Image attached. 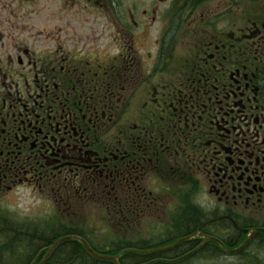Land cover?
I'll list each match as a JSON object with an SVG mask.
<instances>
[{"label":"flooded vegetation","instance_id":"flooded-vegetation-1","mask_svg":"<svg viewBox=\"0 0 264 264\" xmlns=\"http://www.w3.org/2000/svg\"><path fill=\"white\" fill-rule=\"evenodd\" d=\"M1 59L22 83L0 94V193L46 194L71 229L4 216L0 264H264V0H0L6 81ZM89 203L146 231L92 240ZM70 236L116 263L48 253Z\"/></svg>","mask_w":264,"mask_h":264},{"label":"rangeland","instance_id":"rangeland-1","mask_svg":"<svg viewBox=\"0 0 264 264\" xmlns=\"http://www.w3.org/2000/svg\"><path fill=\"white\" fill-rule=\"evenodd\" d=\"M138 1V7L139 10L141 8H148L151 3L152 0H137ZM47 45V44H46ZM60 50V49H59ZM62 50H69V46L67 47L66 45L62 46ZM2 61V66H6L4 68V72H6V70L8 69V60L6 59H1ZM10 61L12 62L11 64L14 65L13 68L17 67L15 64V58H11ZM143 63H148L145 62L144 59L141 60ZM142 66V65H141ZM145 66V65H143ZM17 69V68H16ZM19 70V69H18ZM12 71V70H11ZM8 72H6V74H3L4 76H6V78H8V80L6 81H2L1 77H0V94L2 91H6V87L7 86H14V84L17 82L18 86H21L22 80H20V77H18L16 75V73H11L12 74V78L8 77ZM23 76V75H22ZM24 77V76H23ZM29 77H32L29 76ZM28 77V78H29ZM13 80V81H12ZM30 83V80H29ZM5 86V88H3V86ZM144 94L142 99H144V95L146 94V90H143ZM141 99V100H142ZM140 103V102H137ZM58 187H54V189H56ZM90 207L89 209L87 208L86 204L83 205V207H85V220H76V221H82L83 226L82 229L79 225H77L76 223L75 226L77 225V229H74V231L80 232L86 236H88L90 239L94 240L95 237V241L100 242L101 240H105V239H109V238H113V240L118 241L120 239V237L122 238L121 240L124 241V244L126 245H133V239L134 238H140L143 235V231L145 230L147 223L146 221H141L139 225L136 226V228H130V229H125V228H121L119 229L120 231L118 232V228H117V224L115 219H113L112 221V230L109 229L108 224L109 223L107 221L106 216H104L102 214V216L100 217L99 215L101 214H97V212H103L104 210L99 207V205H97L96 203H94V206L92 205L93 203H89ZM66 207L63 206V203H58L57 207L53 204L50 203L46 194H43L41 197L40 195H38L37 191H34L33 188L31 187H18L16 189H14L12 192L8 193V194H4L3 192L0 193V233H2L3 230V226L5 224L4 223V216H8V215H12L14 218L16 217L15 214H24V215H32V213H42V212H51V211H55V215L53 216V221L51 220L52 218L49 217L48 219H45L41 221L42 226L46 225V223H48L49 221H52V223L50 224V227H52V230H49L48 227L47 228H43L42 232L45 235H52L53 237H57L59 235H62L63 233H68L70 232V227L66 228L65 225L67 224V220L65 219L66 217L64 216V214H61L59 212L62 213H67L66 212ZM8 213V214H7ZM58 214V215H57ZM23 215V216H24ZM57 215V216H56ZM10 216V217H12ZM51 218V219H50ZM102 218V219H100ZM82 224V223H81ZM70 225V224H69ZM85 225V226H84ZM49 227V228H50ZM146 231V230H145ZM91 232H97V235L94 236H90L89 233ZM99 232V233H98ZM2 240V239H1ZM121 243L116 246L115 251H112L114 249L112 248H108V252L110 253H116L118 250V248H120ZM123 245V244H122ZM97 248L100 250H103L106 247H99L97 245ZM63 253H68V250L66 249ZM74 256H71L73 255ZM70 255V253H69ZM70 255V261L71 262H86L87 258H83L80 254V251L75 249L73 250V252H71ZM46 256V255H45ZM68 257V255H65L63 257V259H66ZM72 258V260H71ZM90 262V261H89Z\"/></svg>","mask_w":264,"mask_h":264},{"label":"water","instance_id":"water-1","mask_svg":"<svg viewBox=\"0 0 264 264\" xmlns=\"http://www.w3.org/2000/svg\"><path fill=\"white\" fill-rule=\"evenodd\" d=\"M65 241H77V242H80L83 246V249L85 251V253L87 255H89L92 259L94 260H97V261H113L114 263H116V256H105V255H100V254H97L96 252H94L93 250H91L88 245L80 238L78 237H75V236H70V237H64V238H61L57 241H55L52 246L49 248L48 250V253L49 251H51L53 249V247H55L57 244L59 243H62V242H65ZM48 253L46 254L45 258L47 257ZM44 258V259H45ZM45 262H40L39 264H44Z\"/></svg>","mask_w":264,"mask_h":264},{"label":"trees","instance_id":"trees-1","mask_svg":"<svg viewBox=\"0 0 264 264\" xmlns=\"http://www.w3.org/2000/svg\"><path fill=\"white\" fill-rule=\"evenodd\" d=\"M80 254L83 258H88V256H86L84 252L80 251ZM84 263H88V262H74V264H84ZM49 264H70V262H50Z\"/></svg>","mask_w":264,"mask_h":264}]
</instances>
